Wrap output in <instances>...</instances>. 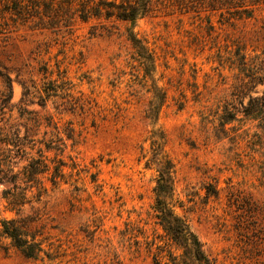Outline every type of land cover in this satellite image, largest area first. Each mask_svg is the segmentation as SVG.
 <instances>
[{"label": "rangeland", "instance_id": "rangeland-1", "mask_svg": "<svg viewBox=\"0 0 264 264\" xmlns=\"http://www.w3.org/2000/svg\"><path fill=\"white\" fill-rule=\"evenodd\" d=\"M130 1L140 5L134 22L70 15L68 26L29 21L0 34V119L24 134L21 115L36 114L37 141L55 137L46 124H58L62 152L37 141L27 150L37 156L43 147L49 163L57 153L80 170L65 167L66 181L46 182L47 194L24 206L23 215L40 216L45 252L0 249V264H153L149 245L164 242L153 208L157 165L147 164L154 140L173 165L169 205L214 264H264L255 161L264 134L243 112L264 83L249 84L238 68V53L247 64L264 56V0ZM45 87L57 92L43 104ZM0 212L15 216L2 203Z\"/></svg>", "mask_w": 264, "mask_h": 264}, {"label": "trees", "instance_id": "trees-1", "mask_svg": "<svg viewBox=\"0 0 264 264\" xmlns=\"http://www.w3.org/2000/svg\"><path fill=\"white\" fill-rule=\"evenodd\" d=\"M243 0H238V6H242ZM259 2V0H254ZM144 10H145V4ZM139 3L128 0L117 2H107L104 0H0V34L7 33L11 27L17 24H25L29 21L42 27H54L60 23L68 26L70 15H78L83 20H88L92 16L105 15L106 18L116 16L119 19L132 21L137 18ZM133 44L137 47L138 53L146 52L142 41L133 33L129 35ZM264 55V51L262 52ZM238 68L248 77L250 84L264 83V56L257 55L252 64H247L246 57L238 53ZM44 95L39 99L46 103L52 92L57 89L52 87L44 88ZM27 94L30 92L27 90ZM161 101L164 95H161ZM72 105V103H71ZM74 108V106H71ZM244 115L254 121H258V128L264 134V91L262 95L252 97L245 106ZM31 115L32 113L29 112ZM21 115L25 118V132L21 134L17 124H9L3 117L0 119V203L4 209L14 212L15 216L4 217L0 212V249L7 250L14 247L23 255L30 258H37L45 252L43 248L42 232L35 223L40 219L39 214L23 215L24 206L34 201H39L47 194L50 183L51 189H56L60 182L66 181L65 167H69L72 172L79 175L76 163L73 161L67 164L63 158H58V150L62 152L65 146L63 138H58V124L49 121L46 126H52L55 130V137L49 141H37L33 134V129H39L43 122L39 117ZM233 118H227L231 121ZM67 139L74 141V128L65 130ZM261 138L259 133H255ZM39 142L45 146L47 151L56 150V156L48 162L44 155L43 147L37 150V156L31 155L27 149H34L35 143ZM61 141V142H59ZM59 142V143H58ZM264 139H262V143ZM260 152V157L255 159L261 172V182L264 183V147ZM153 156L149 158L147 164L152 162L157 165V185L156 202L153 206L156 223L164 231L163 236H159L163 245L152 241L149 251L153 252V264H214L203 249V244L197 234L190 228L186 219L176 214L169 205V199L173 195L172 162L162 153V144L154 140L152 144ZM22 162V164H20ZM73 173L70 174L72 176ZM79 178L74 181L77 183ZM94 181V178H93ZM75 183V189H79Z\"/></svg>", "mask_w": 264, "mask_h": 264}]
</instances>
